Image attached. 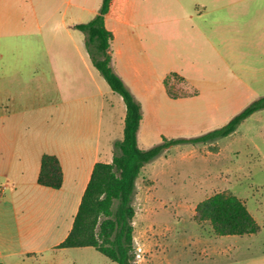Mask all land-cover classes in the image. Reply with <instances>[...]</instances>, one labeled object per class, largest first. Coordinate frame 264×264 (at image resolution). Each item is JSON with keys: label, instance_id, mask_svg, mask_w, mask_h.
Wrapping results in <instances>:
<instances>
[{"label": "rangeland", "instance_id": "1", "mask_svg": "<svg viewBox=\"0 0 264 264\" xmlns=\"http://www.w3.org/2000/svg\"><path fill=\"white\" fill-rule=\"evenodd\" d=\"M239 1L131 0L134 13L128 28L147 36V49L136 48L143 77L152 88L153 99L146 106L158 115L150 125L170 139H191L222 128L264 97V14L253 19L257 1ZM260 2L257 8L264 7V0ZM101 3L89 1L98 8ZM221 7L227 10L218 11ZM245 7L250 16L241 11ZM192 23L193 40L188 36ZM170 71L188 76L200 94L180 103L162 93L159 77ZM28 82L18 86L26 90L2 101L1 141H31V75ZM171 88L181 95L192 92L175 80ZM173 148L155 160L156 180L140 179L137 184L136 264H264V110L228 138ZM219 193L240 199L261 231L219 237L209 223L196 222V206ZM70 255L79 264H115L94 249L88 255Z\"/></svg>", "mask_w": 264, "mask_h": 264}, {"label": "crops", "instance_id": "2", "mask_svg": "<svg viewBox=\"0 0 264 264\" xmlns=\"http://www.w3.org/2000/svg\"><path fill=\"white\" fill-rule=\"evenodd\" d=\"M89 1L0 0V107L5 96L26 90L18 86L28 84L31 75V141L0 140V264H79L70 254H91L92 248L57 247L72 231L95 165L112 163L114 145L124 138L127 109L93 66L85 35L74 28L98 14L100 8ZM247 1L254 0L237 4ZM255 1V5L263 3ZM130 4L131 0H112L105 26L113 35L114 70L142 104L138 145L147 150L170 138L150 125L158 115L146 106V100L153 99L152 88L143 77L136 48L147 49V36L128 28L134 13ZM255 5L253 19L264 14V7ZM241 11L250 16V9ZM256 27L261 29L259 24ZM188 36L193 40V23ZM171 73L176 72L159 77L162 93L167 94L164 79ZM185 77L199 95L193 80ZM0 127L2 131L4 126ZM45 155L60 162L63 185L59 190L38 184ZM155 164L143 168L137 184L140 179L156 180Z\"/></svg>", "mask_w": 264, "mask_h": 264}, {"label": "trees", "instance_id": "3", "mask_svg": "<svg viewBox=\"0 0 264 264\" xmlns=\"http://www.w3.org/2000/svg\"><path fill=\"white\" fill-rule=\"evenodd\" d=\"M112 0H102L98 14L89 22L74 26L85 35V46L91 62L111 90L122 97L126 106L124 138L114 145L110 164L98 163L84 194L71 233L58 249L92 248L115 264H136L134 245V201L137 180L147 165L173 147L193 144L207 145L235 134L240 126L255 113L264 110V97L255 100L234 116L225 126L191 139H167L150 149L138 145V133L143 119L142 104L115 72L111 54L113 35L105 26ZM171 80L185 86L189 83L176 73L164 79L167 95L173 100L194 97L176 94ZM38 184L59 190L63 185V172L57 157L45 155L41 161ZM194 219L209 223L219 237H244L258 234L261 227L245 204L235 196L215 194L200 202L195 208Z\"/></svg>", "mask_w": 264, "mask_h": 264}, {"label": "built area", "instance_id": "4", "mask_svg": "<svg viewBox=\"0 0 264 264\" xmlns=\"http://www.w3.org/2000/svg\"><path fill=\"white\" fill-rule=\"evenodd\" d=\"M137 257H138V255H137Z\"/></svg>", "mask_w": 264, "mask_h": 264}]
</instances>
